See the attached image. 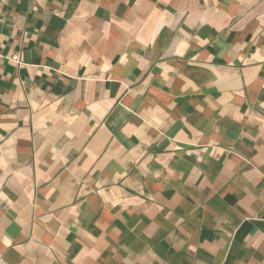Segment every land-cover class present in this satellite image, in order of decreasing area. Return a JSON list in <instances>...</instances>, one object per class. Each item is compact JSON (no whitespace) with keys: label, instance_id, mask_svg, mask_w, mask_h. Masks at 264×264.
<instances>
[{"label":"crops","instance_id":"crops-1","mask_svg":"<svg viewBox=\"0 0 264 264\" xmlns=\"http://www.w3.org/2000/svg\"><path fill=\"white\" fill-rule=\"evenodd\" d=\"M0 264H264V0H6Z\"/></svg>","mask_w":264,"mask_h":264},{"label":"built area","instance_id":"built-area-1","mask_svg":"<svg viewBox=\"0 0 264 264\" xmlns=\"http://www.w3.org/2000/svg\"><path fill=\"white\" fill-rule=\"evenodd\" d=\"M5 6H6V0H0V21L4 17V12H5Z\"/></svg>","mask_w":264,"mask_h":264}]
</instances>
